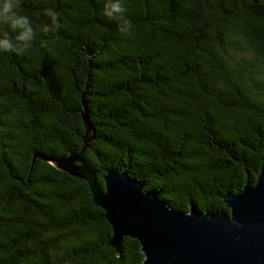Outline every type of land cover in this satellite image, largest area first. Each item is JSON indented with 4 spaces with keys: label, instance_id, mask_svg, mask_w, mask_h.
<instances>
[{
    "label": "trees",
    "instance_id": "trees-1",
    "mask_svg": "<svg viewBox=\"0 0 264 264\" xmlns=\"http://www.w3.org/2000/svg\"><path fill=\"white\" fill-rule=\"evenodd\" d=\"M124 4L128 32L102 0H21L38 39L0 53V264H143L136 237L109 244L85 179L34 156L80 151L86 109L102 189L115 169L175 209L230 211L223 196L264 169V0ZM49 7L62 27L45 34Z\"/></svg>",
    "mask_w": 264,
    "mask_h": 264
},
{
    "label": "water",
    "instance_id": "water-1",
    "mask_svg": "<svg viewBox=\"0 0 264 264\" xmlns=\"http://www.w3.org/2000/svg\"><path fill=\"white\" fill-rule=\"evenodd\" d=\"M83 118L86 133L80 151L62 157L41 152L34 156L88 182L95 203L105 209L112 225L109 244L118 254L129 235L141 242L143 264H264V169L257 182L223 196L230 211H202L194 203L189 211L175 209L158 189H144L141 180L115 169L107 170L102 189L83 156L96 136L87 109Z\"/></svg>",
    "mask_w": 264,
    "mask_h": 264
},
{
    "label": "clouds",
    "instance_id": "clouds-1",
    "mask_svg": "<svg viewBox=\"0 0 264 264\" xmlns=\"http://www.w3.org/2000/svg\"><path fill=\"white\" fill-rule=\"evenodd\" d=\"M102 3V15L115 20L120 32L131 30L133 25L126 15L124 0H102ZM43 15L47 21L40 24L39 31L55 33L62 27L61 13L55 8H45ZM37 39V28L21 7V0H0V53L22 54L33 47ZM40 43L46 46V41L41 40Z\"/></svg>",
    "mask_w": 264,
    "mask_h": 264
}]
</instances>
